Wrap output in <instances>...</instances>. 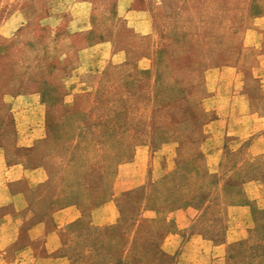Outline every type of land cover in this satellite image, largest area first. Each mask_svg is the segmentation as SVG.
<instances>
[{
    "label": "rangeland",
    "instance_id": "rangeland-1",
    "mask_svg": "<svg viewBox=\"0 0 264 264\" xmlns=\"http://www.w3.org/2000/svg\"><path fill=\"white\" fill-rule=\"evenodd\" d=\"M4 189L82 206L50 264H116L94 253L109 226L131 264H184L155 248L187 205V263L203 233L264 264V0H0Z\"/></svg>",
    "mask_w": 264,
    "mask_h": 264
},
{
    "label": "crops",
    "instance_id": "crops-1",
    "mask_svg": "<svg viewBox=\"0 0 264 264\" xmlns=\"http://www.w3.org/2000/svg\"><path fill=\"white\" fill-rule=\"evenodd\" d=\"M48 180L49 175L47 171H44L41 182L45 183ZM3 192L4 195L0 196V206H12L16 213L5 214L0 218V249H2V252H0V264H36L39 260H41V264H50L51 261L60 259V256L55 257L52 255L58 248L56 243L59 235H61L67 225L77 223L83 219L85 214L82 206L73 201L65 202L64 200H67V198L28 201L21 192H11L8 189L6 191L4 189ZM110 198L91 209L92 223L96 221L94 217L100 218L109 214L108 220H102L95 224L114 221V218H116L113 209L114 204ZM232 207H245L249 210L248 205L241 206L236 204ZM191 211L192 208L189 205L171 210L165 221L170 223L171 226L161 242V248L166 253L178 257L184 261V264H189L185 255L190 254V251L186 252L181 249L180 244L183 233L189 229L193 221L195 222V213L191 214ZM36 214H41V218L36 220L35 218L38 216ZM151 214V216L156 215L154 211ZM50 219L51 222L49 221ZM196 237V239H191V242H197L195 252H191L193 264H213L217 261L214 260L215 256L221 257V259H218L219 264H227L225 258L223 259L225 247L236 238L225 237L224 243H215L203 233L197 234ZM39 242V248L35 247ZM7 246L11 247L8 255L5 250ZM216 250L219 252L214 255L213 251Z\"/></svg>",
    "mask_w": 264,
    "mask_h": 264
},
{
    "label": "trees",
    "instance_id": "trees-1",
    "mask_svg": "<svg viewBox=\"0 0 264 264\" xmlns=\"http://www.w3.org/2000/svg\"><path fill=\"white\" fill-rule=\"evenodd\" d=\"M124 232L122 230V226H109L106 229V232H104L103 234H100V242L97 245V250L96 248H94V253H96L99 250H104L106 251V258L109 256L111 258H114L116 264H131L134 259H132L133 257H127L125 255H121V253L123 252L122 248L123 246V240H124ZM263 236H264V231H263ZM140 237V236H139ZM147 240L149 239L148 237H146ZM141 239V238H140ZM145 240V239H144ZM152 242V241H150ZM242 245V243L237 244V249L238 247H240ZM234 247H231V250L236 249L235 244H233ZM260 248V245L258 246ZM135 248V244L133 245V249L132 252H136V250H134ZM155 253H162V249L161 247H157L155 248ZM261 256H264V251L260 254ZM116 256V257H115ZM141 256V255H138Z\"/></svg>",
    "mask_w": 264,
    "mask_h": 264
}]
</instances>
